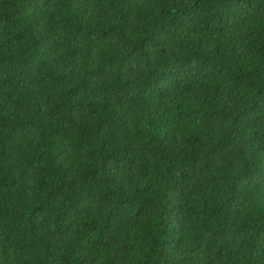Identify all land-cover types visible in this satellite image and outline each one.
I'll list each match as a JSON object with an SVG mask.
<instances>
[{"label": "trees", "instance_id": "1", "mask_svg": "<svg viewBox=\"0 0 264 264\" xmlns=\"http://www.w3.org/2000/svg\"><path fill=\"white\" fill-rule=\"evenodd\" d=\"M0 264H264V0H0Z\"/></svg>", "mask_w": 264, "mask_h": 264}]
</instances>
